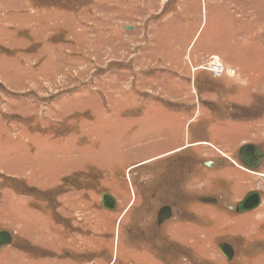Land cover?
<instances>
[{"label":"rangeland","instance_id":"1","mask_svg":"<svg viewBox=\"0 0 264 264\" xmlns=\"http://www.w3.org/2000/svg\"><path fill=\"white\" fill-rule=\"evenodd\" d=\"M185 142L194 171L218 156L199 174L242 181H226L228 205L261 202L164 224L188 247L169 264H264V158L229 161L243 143L264 152V0H0V264H164L122 228L138 243L152 225L155 173L172 164L154 157Z\"/></svg>","mask_w":264,"mask_h":264},{"label":"flooded vegetation","instance_id":"2","mask_svg":"<svg viewBox=\"0 0 264 264\" xmlns=\"http://www.w3.org/2000/svg\"><path fill=\"white\" fill-rule=\"evenodd\" d=\"M192 146L193 143L185 142L182 143L180 147L177 146L171 149L170 151L161 152L154 157L155 159H162L158 162L160 164L161 162H163L164 160L163 158L168 156L167 159H169L172 163L166 169H160L159 171H156L155 179H154V191L153 193H151L154 198V202L156 206L155 211L156 209L157 211H156V215L154 212V215L152 217V224H154L155 229L153 231L151 230H147V231L153 233L150 235V238L155 239V241L157 242L159 240L162 241L161 238H163L166 240L168 245L169 243L172 244L173 240L169 237V235H167L166 233H159L158 229L169 221H175L176 224L192 223L195 214L194 206H201L203 204L208 206H220L224 201V206L235 207V204L239 200H241L245 196L244 194L247 192V191L245 193L243 192L244 194L240 193L238 196H236V199L232 201L234 204L228 205L227 204L228 199L225 193L227 183H226V179L224 178V174L204 176L209 174H199L198 172V170L201 168L203 169V167L205 169H207L208 167H212V168L217 167L221 170V168L225 164L224 159H220L218 156H214L215 158H212V160H207V161L202 160V162L200 160L198 163H196V166L199 168L194 171L195 161L193 160L194 158H192L193 156L192 157L190 156L192 150L190 147ZM221 154L224 155L223 153ZM231 159H229V161H231L232 164L235 165L234 162H236V164L239 167L245 169L247 168L240 162L238 154H237V159L236 157L235 159L232 160ZM138 190L140 191L139 193H141L142 191L144 193L147 192L149 193V190H145V189L143 190L142 188L141 189L139 188ZM229 195L232 196L231 193ZM240 195H244V196L238 200V197ZM259 195L261 200V194L259 193ZM205 197H212L214 199L213 201H203L202 199ZM115 207L116 206H114L113 210L115 209ZM161 208L165 209L166 211H170L171 216L165 219L164 221H162L161 223H158L157 213ZM143 223H140V225L142 226ZM183 237H185L186 242H190L192 240V237H189V235L187 234L183 235ZM11 242H12V237L10 243Z\"/></svg>","mask_w":264,"mask_h":264},{"label":"water","instance_id":"3","mask_svg":"<svg viewBox=\"0 0 264 264\" xmlns=\"http://www.w3.org/2000/svg\"><path fill=\"white\" fill-rule=\"evenodd\" d=\"M237 154L240 162L245 167L251 169L257 168L261 164L262 159L264 158V152L259 148V146L248 142L243 143L239 146ZM100 198H101V202H100L101 206L108 211H112L114 206L116 205L115 198L107 192H102L100 194ZM213 199L214 198L212 197H205L202 200L213 201ZM260 202L261 200L258 191L253 190L246 193L245 196L235 204V207L228 206V208L231 210L234 209L235 212L241 213L257 208L260 205ZM170 216H171L170 211H166L165 209L161 208L157 213V222L161 223ZM10 241H11V234L6 229H0V247L10 243ZM217 249L227 261H230L233 258L234 249L229 242L227 241L218 242Z\"/></svg>","mask_w":264,"mask_h":264},{"label":"trees","instance_id":"4","mask_svg":"<svg viewBox=\"0 0 264 264\" xmlns=\"http://www.w3.org/2000/svg\"><path fill=\"white\" fill-rule=\"evenodd\" d=\"M154 228H155L154 224H152L151 226H149L147 228L141 227L143 232L138 228L139 233L135 234V237H137L139 239L138 243H135V241H132L131 235H133V233H131V234L126 233L124 228H122V233H123V237L125 239H127L130 243H132V246L134 245L137 248L139 247L140 249L146 248L151 254H153L155 257H157L158 259L163 261L164 264H169V263H171V261H173L174 258H176V256H174V253L170 254L168 251H170L171 249H175L176 253H178L184 249V246L179 245L177 247L175 245V243L173 242L171 245L173 247L169 248L165 239L161 238L162 241H160V240L158 242L155 241V239L150 238V235L153 233L150 231H147V230L152 231ZM159 244H160V246H159Z\"/></svg>","mask_w":264,"mask_h":264},{"label":"crops","instance_id":"5","mask_svg":"<svg viewBox=\"0 0 264 264\" xmlns=\"http://www.w3.org/2000/svg\"><path fill=\"white\" fill-rule=\"evenodd\" d=\"M248 169V168H247ZM258 169V168H257ZM240 171L243 172V170L240 169ZM254 171V170H252ZM255 172V171H254ZM224 178L226 179V181L229 182L228 185L231 186H234V188L236 186H238L239 188L241 187L242 185V181L238 180H234V178H232L231 176H228V175H224ZM236 189V188H235ZM242 189V188H240ZM238 190V189H236ZM194 218L192 220V223H195V224H198V225H203V224H209L213 221V214L210 212V209H207V210H200V209H195L194 208ZM181 224H176L173 228H177V226H180ZM203 235V234H200V236ZM161 261V260H160ZM162 262V261H161Z\"/></svg>","mask_w":264,"mask_h":264},{"label":"built area","instance_id":"6","mask_svg":"<svg viewBox=\"0 0 264 264\" xmlns=\"http://www.w3.org/2000/svg\"><path fill=\"white\" fill-rule=\"evenodd\" d=\"M214 70L217 71L218 73L223 71V67L220 64H215L214 66Z\"/></svg>","mask_w":264,"mask_h":264},{"label":"bare ground","instance_id":"7","mask_svg":"<svg viewBox=\"0 0 264 264\" xmlns=\"http://www.w3.org/2000/svg\"><path fill=\"white\" fill-rule=\"evenodd\" d=\"M263 161V160H262ZM262 163V162H261ZM248 169H251V168H248ZM254 169V168H253ZM116 207H117V204L115 205ZM116 207H115V209H116Z\"/></svg>","mask_w":264,"mask_h":264}]
</instances>
